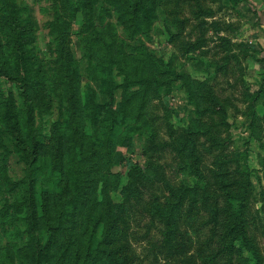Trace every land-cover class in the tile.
Here are the masks:
<instances>
[{"label": "trees", "instance_id": "obj_1", "mask_svg": "<svg viewBox=\"0 0 264 264\" xmlns=\"http://www.w3.org/2000/svg\"><path fill=\"white\" fill-rule=\"evenodd\" d=\"M161 2L102 0L97 11L98 0H53L52 5L42 9L51 16L45 25L48 34L59 40L58 45L49 50L55 55L49 60L54 67L47 69L45 61L36 54L37 33L29 7L18 5L16 0H0V76L7 78L10 87L18 88L19 98L25 106L19 109L15 90H1L2 119L8 124L3 128L0 125V135H7L14 141L12 147L23 162L24 177L14 181L8 178L9 181L1 184L5 188L1 198L0 233L20 237V240L5 245L0 241V264H144V258L136 253L130 240V212L135 204L142 202L146 193L145 172L139 166L128 171L122 187V200L117 203L109 191L107 193V180H96L91 176L90 168L87 169L91 155H96L99 150L109 151L111 145L122 144L137 134L146 136L147 151L159 152L171 147L178 157H185L183 154L189 150L190 172L197 178L193 186L167 182L165 195L155 194L144 203L150 224L147 233L158 229L160 243L155 246L167 260L166 264L182 263L179 258L190 248L183 222H194L202 213H205L204 224L210 228L205 243L208 250L202 251L201 255L197 252L202 264H264L259 243L250 233V222L258 216L259 210L254 214L251 206L253 180L248 155L227 153L225 141L214 135L215 129L223 126L211 116L221 113L223 119L225 108L211 93L203 94L204 99L200 100L191 93L193 87L191 90L187 87L196 115L184 132L190 141L194 136H211L210 147L216 152V168L210 170L209 178H205L200 169L204 160L197 153V145L194 143L191 148H186L185 141H176L175 144L161 141L145 115L147 101L151 96H158L166 79L172 82L184 75L172 69L163 57L156 59L150 54L147 59L157 72L141 75L139 70L134 71L129 57L115 39L117 31L105 23L107 17L116 16V24L121 25L127 40L135 42L153 30ZM74 12L83 15L81 32L84 34L79 35L82 58L86 68L93 67L98 71L92 75L95 80L100 79L102 85L107 81L104 76L112 74L108 70L113 67L119 69L118 76H123L127 87L117 110L109 108L108 104L99 102L93 105L91 101H84L86 95L90 97L88 90L84 96L77 97V81L82 78L80 70L83 67L72 55L71 44L69 46L66 40L68 28L63 31L60 24L68 22V19L62 21L63 16L72 17ZM95 19H102L105 27L100 28ZM88 23L91 35L88 34ZM107 36L111 39L108 40ZM113 44L119 49L111 47ZM98 46L102 51L96 54ZM227 59L224 58L225 65ZM140 76L145 78L141 87L129 90ZM59 81L62 86L57 84ZM111 84H115L112 79ZM75 96V104L63 111L62 104ZM53 98L59 100L60 113L51 124L53 132L46 134L43 127L37 125L36 114L47 113L55 102ZM137 99V105H133ZM203 110L212 120L200 126ZM53 133L58 141L51 145ZM3 142L1 137L0 147L5 144ZM6 151L11 152V147ZM65 152L74 153L77 161L69 153L72 162L67 164ZM8 170L7 164H1V177H7L5 171ZM44 174L56 191L38 189ZM118 177L114 188L121 184L122 178ZM19 183L21 186L27 184L20 187L25 188L21 199L14 194ZM22 221L23 226L20 225ZM23 235H27L26 239H22ZM150 246L149 251L153 252L156 248L153 244ZM196 262L192 259L189 264Z\"/></svg>", "mask_w": 264, "mask_h": 264}, {"label": "rangeland", "instance_id": "obj_2", "mask_svg": "<svg viewBox=\"0 0 264 264\" xmlns=\"http://www.w3.org/2000/svg\"><path fill=\"white\" fill-rule=\"evenodd\" d=\"M53 0H16L18 5H27L30 9L34 28L37 33L35 44L36 54L42 61H45L46 68L54 67V63L49 62L55 55L49 51L58 45V38L48 34L51 16L45 14L43 8L52 5ZM252 0H178L177 2L162 0L158 5L157 21L153 30L148 36H140L135 42L127 40L121 25H117L116 16L107 17L105 23L111 24V28L117 31L116 41L120 43L122 51L129 57L128 61L132 68L139 70L141 75L147 73L155 74L157 68L147 59V54L156 59L163 57L165 62H169L177 73L184 75L183 78H176L172 82L166 79L165 84L157 97L151 96L147 101L145 115L151 120L157 135L161 141L174 143L185 141L186 148H191L195 143L197 153L202 157L203 164L201 171L205 178H209L211 169H215L216 152L210 147L211 136H203L188 139L184 130L191 125L192 118L195 117V106L190 103L187 87H193L191 91L196 99H204L203 94L211 93L225 108L224 118L221 113L211 116L213 121L220 122L223 127H217L214 135L216 139L225 141L224 147L227 153H238L237 156L248 155L247 163L251 169L253 180V201L252 210L257 217L250 222V233L257 239L261 253L264 258V27L260 6L253 4ZM102 0H98L96 10L99 11ZM68 19V22L63 21ZM99 27L102 26V19H95ZM60 24L65 31L68 28L67 41L73 51V56L82 63L80 70L81 79L79 82L78 96H84L88 90L90 97L86 95L85 100L96 103L108 104L109 108L117 110L125 95L123 76H118L119 69L113 67L112 74L104 76L106 82L101 85V80H95L92 76L98 71L93 67L86 68L85 59L82 58V47L79 35H83L81 27L83 15L74 12L72 17L63 16ZM90 22V21H89ZM88 34H92L90 23ZM47 28V29H46ZM108 30V29H105ZM94 33V31H93ZM108 40L111 38L106 37ZM114 39V38H113ZM114 39V40H115ZM114 49H119L111 46ZM102 51L97 48V53ZM227 57L228 64L225 65L224 58ZM141 59V61H140ZM131 68V69H132ZM155 68V69H154ZM132 69V70H133ZM155 70V71H154ZM100 75V74H99ZM48 76H51L48 74ZM188 77V78H187ZM111 79L115 84H111ZM138 79V78H136ZM144 77L140 76L129 90L139 89ZM136 81V80H135ZM9 81L0 76V92L13 89L16 92L18 107L22 110L23 101L19 98L18 88L14 85L10 87ZM60 84V81L57 83ZM189 84V85H186ZM62 86V85H61ZM115 87V88H114ZM113 88V89H112ZM7 89V90H6ZM262 89V90H261ZM206 91V92H205ZM112 92V95H109ZM109 93V94H108ZM0 97V101H1ZM50 110L46 113L41 111L36 114L37 125L43 127V132L48 134L53 132L52 122L56 120L59 110L58 98H53ZM76 96L69 98L62 105L65 108L75 104ZM137 99L133 105H137ZM221 106L217 108L221 110ZM85 108L88 105L85 103ZM4 107L0 105V125L3 128L8 123L2 119ZM209 113L203 110L201 124H209ZM211 119V120H212ZM226 121V123H224ZM89 125V124H88ZM53 138L49 142L51 145L57 143L58 138ZM56 136H58L56 134ZM3 143L0 147V165L7 164L9 170L5 171L7 177H1L0 173V207L2 206L3 190L2 182L9 179L19 180L24 177V165L14 150V141L9 136H2ZM210 138V139H209ZM54 139V140H53ZM223 141V142H224ZM177 144V143H176ZM213 145V144H212ZM215 146V145H213ZM11 147V152H4ZM107 151L99 150L96 155L89 158L87 169L92 171L91 176L97 179L107 180V193L115 202L122 200V187L126 183V175L133 166H139L145 172L146 193L142 202L135 204L130 212V240L136 253L144 258V264H166L167 260L157 251L155 244L160 243L158 229L154 228L147 233L149 224L148 213L145 212L144 203L152 199L155 194L159 196L167 193L165 185L167 182L172 185L182 184L193 186L197 178L190 171L192 168L188 164L191 160L189 150L178 157L171 147H165L161 151H147L146 136L137 134L130 140L110 146ZM216 149V147H215ZM66 163L71 164L70 152H65ZM73 154L74 153H70ZM75 156V155H74ZM7 158V160H5ZM75 161L77 157L75 156ZM184 161V162H183ZM185 164V165H184ZM234 166V165H232ZM47 174V173H46ZM48 176V174H47ZM45 174L41 179L39 190H53L49 179ZM121 176V184L115 185ZM48 179V180H46ZM204 186V182L202 184ZM27 184L16 185L14 194L21 199ZM42 188V189H41ZM87 191H90L87 188ZM12 194L10 192L9 196ZM8 196V197H9ZM22 216H24L21 213ZM205 213L200 214L194 222L184 220L183 229L189 238V252L180 257L181 264H189L195 259L194 264H202L200 256L202 251H206L205 243L210 234L209 226L204 224ZM18 223V221H17ZM24 225V221L20 222ZM23 235L22 239H26ZM32 237V235H30ZM20 237L13 238L11 235L3 236L0 233L2 245L14 243ZM35 241L36 239L33 238ZM23 241V240H22ZM8 242V243H7ZM150 244H153L152 251H149ZM205 253V252H204ZM147 255V256H146ZM184 261V262H183Z\"/></svg>", "mask_w": 264, "mask_h": 264}, {"label": "crops", "instance_id": "obj_3", "mask_svg": "<svg viewBox=\"0 0 264 264\" xmlns=\"http://www.w3.org/2000/svg\"><path fill=\"white\" fill-rule=\"evenodd\" d=\"M253 4L259 5L261 10V16H262V22L263 24L261 25V27H264V0H252L251 1ZM264 48V45H263Z\"/></svg>", "mask_w": 264, "mask_h": 264}]
</instances>
